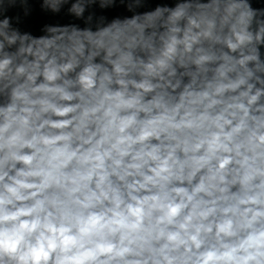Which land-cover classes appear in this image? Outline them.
Listing matches in <instances>:
<instances>
[{
  "label": "clouds",
  "instance_id": "1",
  "mask_svg": "<svg viewBox=\"0 0 264 264\" xmlns=\"http://www.w3.org/2000/svg\"><path fill=\"white\" fill-rule=\"evenodd\" d=\"M0 264H264V0H0Z\"/></svg>",
  "mask_w": 264,
  "mask_h": 264
}]
</instances>
